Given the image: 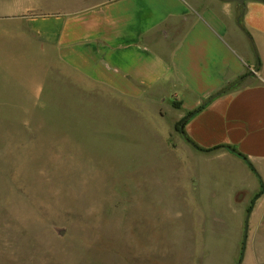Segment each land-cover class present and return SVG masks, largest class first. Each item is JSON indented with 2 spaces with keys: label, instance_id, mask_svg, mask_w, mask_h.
<instances>
[{
  "label": "rangeland",
  "instance_id": "1",
  "mask_svg": "<svg viewBox=\"0 0 264 264\" xmlns=\"http://www.w3.org/2000/svg\"><path fill=\"white\" fill-rule=\"evenodd\" d=\"M26 91L0 94V264L238 262V178L175 128L179 101Z\"/></svg>",
  "mask_w": 264,
  "mask_h": 264
},
{
  "label": "crops",
  "instance_id": "2",
  "mask_svg": "<svg viewBox=\"0 0 264 264\" xmlns=\"http://www.w3.org/2000/svg\"><path fill=\"white\" fill-rule=\"evenodd\" d=\"M1 87L32 99L144 102L157 91L179 101L185 136L238 178L235 211L251 207L240 264L247 248V264H264V2L0 0Z\"/></svg>",
  "mask_w": 264,
  "mask_h": 264
},
{
  "label": "water",
  "instance_id": "3",
  "mask_svg": "<svg viewBox=\"0 0 264 264\" xmlns=\"http://www.w3.org/2000/svg\"><path fill=\"white\" fill-rule=\"evenodd\" d=\"M240 2H242L243 0H239ZM262 2H264V0H260ZM192 145H194L191 142ZM195 146V145H194ZM196 147V146H195ZM229 151L234 152V148L227 146L226 147ZM250 209L251 207L248 208V210L246 211L245 217H244V227H243V236H242V241H241V248H240V254H239V260L236 264H240L242 257H243V253H244V248H245V241H246V232H247V224H248V217L250 214Z\"/></svg>",
  "mask_w": 264,
  "mask_h": 264
},
{
  "label": "trees",
  "instance_id": "4",
  "mask_svg": "<svg viewBox=\"0 0 264 264\" xmlns=\"http://www.w3.org/2000/svg\"><path fill=\"white\" fill-rule=\"evenodd\" d=\"M185 120H186V116H183L177 123H176V125H175V128L178 130V131H180L181 130V128H182V125L184 124V122H185ZM197 147V146H196ZM197 149H199V150H201V151H208V149H202V148H199V147H197ZM235 150V149H234ZM238 156H240V157H242L244 160H246V157L245 156H243L242 154H240V153H238V152H236V151H234ZM247 161V160H246Z\"/></svg>",
  "mask_w": 264,
  "mask_h": 264
}]
</instances>
